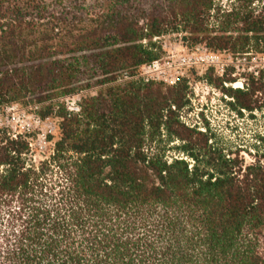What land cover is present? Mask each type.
Returning a JSON list of instances; mask_svg holds the SVG:
<instances>
[{"label": "trees", "instance_id": "1", "mask_svg": "<svg viewBox=\"0 0 264 264\" xmlns=\"http://www.w3.org/2000/svg\"><path fill=\"white\" fill-rule=\"evenodd\" d=\"M216 1L0 0V108L59 131L36 161L31 136L0 129V264H264V152L244 166L181 123L185 81L118 82L169 32L219 54L264 48V0ZM250 78L223 90L252 111L264 71ZM93 86L79 111L61 103Z\"/></svg>", "mask_w": 264, "mask_h": 264}, {"label": "rangeland", "instance_id": "2", "mask_svg": "<svg viewBox=\"0 0 264 264\" xmlns=\"http://www.w3.org/2000/svg\"><path fill=\"white\" fill-rule=\"evenodd\" d=\"M216 5L225 9L239 6L238 3L234 5L232 0H217ZM91 7H93V3L92 6L91 2L87 3L86 9L91 10ZM90 10H86V12ZM184 37L183 33L169 32L161 38L154 39V42L162 47L160 58L165 57L168 53H182L185 44L194 46L192 41H185ZM247 51L246 54L236 55L230 52L220 53V59L225 65L223 75L214 69L206 70L202 67L186 70L181 80L185 81L188 87L187 99L189 103L179 110L183 111V120L190 125L189 128L210 136L209 144L223 149L226 155L238 157L243 161L244 166L252 164L264 152V95L254 96V100H259L260 107L249 111L241 109L237 105L236 99L225 93L223 89H238L235 87V83H240V88L243 89L246 84L251 85V75L257 77L259 71H264V52H261L264 51V48L251 42ZM225 75L234 79V82L223 83L218 87L211 84L209 80L211 77L214 81H218V77ZM119 79V83H125ZM98 89V86L85 88L81 95L63 98L61 103H64L68 110L75 111V108L80 104L81 96L96 95ZM36 111L38 110L34 107L16 104L1 107L0 129L8 130L14 134L22 133L31 136L32 158L40 161L50 154L52 147L50 143L46 142V136L51 134L56 141L59 131L56 119L50 118L42 121ZM179 120L181 121L180 118ZM181 123L183 122L181 121ZM184 125L186 126V124ZM162 135V145L176 147L182 144L180 141L169 142L165 131ZM148 145L155 146V143L149 141ZM167 155L185 158L175 149L170 150Z\"/></svg>", "mask_w": 264, "mask_h": 264}, {"label": "built area", "instance_id": "3", "mask_svg": "<svg viewBox=\"0 0 264 264\" xmlns=\"http://www.w3.org/2000/svg\"><path fill=\"white\" fill-rule=\"evenodd\" d=\"M200 67L206 70L214 69L220 75L225 72V65L219 53L210 50L204 44L194 46L185 44L182 53H168L165 57L140 66L135 76L130 77L126 72L119 80L133 79L142 84L164 83L173 86L183 78L186 70ZM75 111H79V106L75 108ZM179 117L186 126L190 127L183 120V111L179 113Z\"/></svg>", "mask_w": 264, "mask_h": 264}, {"label": "bare ground", "instance_id": "4", "mask_svg": "<svg viewBox=\"0 0 264 264\" xmlns=\"http://www.w3.org/2000/svg\"><path fill=\"white\" fill-rule=\"evenodd\" d=\"M240 83H235V87L240 88Z\"/></svg>", "mask_w": 264, "mask_h": 264}]
</instances>
